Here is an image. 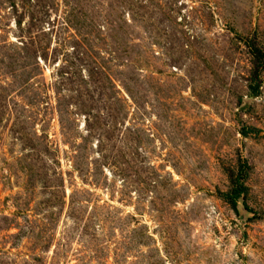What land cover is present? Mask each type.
Returning a JSON list of instances; mask_svg holds the SVG:
<instances>
[{"label":"rangeland","instance_id":"374dc122","mask_svg":"<svg viewBox=\"0 0 264 264\" xmlns=\"http://www.w3.org/2000/svg\"><path fill=\"white\" fill-rule=\"evenodd\" d=\"M264 0H0V264H264Z\"/></svg>","mask_w":264,"mask_h":264},{"label":"trees","instance_id":"16d2710c","mask_svg":"<svg viewBox=\"0 0 264 264\" xmlns=\"http://www.w3.org/2000/svg\"><path fill=\"white\" fill-rule=\"evenodd\" d=\"M252 52L256 58V65L251 79L255 84L250 85V90L252 94L257 95L260 89V84L258 82L259 73L261 68L264 69V53L259 48L255 47L254 44H252Z\"/></svg>","mask_w":264,"mask_h":264}]
</instances>
